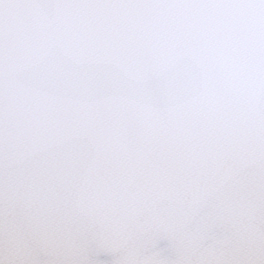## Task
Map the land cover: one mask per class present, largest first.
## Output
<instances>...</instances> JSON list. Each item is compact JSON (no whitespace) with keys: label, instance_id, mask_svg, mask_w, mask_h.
Wrapping results in <instances>:
<instances>
[{"label":"water","instance_id":"95a60500","mask_svg":"<svg viewBox=\"0 0 264 264\" xmlns=\"http://www.w3.org/2000/svg\"><path fill=\"white\" fill-rule=\"evenodd\" d=\"M0 264H264V0H0Z\"/></svg>","mask_w":264,"mask_h":264}]
</instances>
